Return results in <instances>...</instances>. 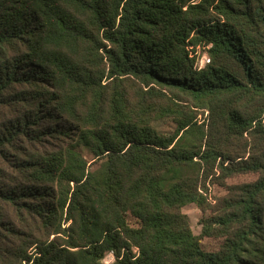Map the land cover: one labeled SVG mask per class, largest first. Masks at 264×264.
Here are the masks:
<instances>
[{
	"label": "trees",
	"instance_id": "obj_1",
	"mask_svg": "<svg viewBox=\"0 0 264 264\" xmlns=\"http://www.w3.org/2000/svg\"><path fill=\"white\" fill-rule=\"evenodd\" d=\"M0 264H264V0H0Z\"/></svg>",
	"mask_w": 264,
	"mask_h": 264
},
{
	"label": "rangeland",
	"instance_id": "obj_2",
	"mask_svg": "<svg viewBox=\"0 0 264 264\" xmlns=\"http://www.w3.org/2000/svg\"><path fill=\"white\" fill-rule=\"evenodd\" d=\"M197 65H199L200 59L204 56L207 55L205 53V50L198 49L197 50ZM199 59V60H198ZM200 119V116H199ZM85 158L90 159L91 155L87 153L86 151L84 152ZM91 162V161H90ZM255 179V175L252 174H242L238 175L236 177H233L231 179L227 180V183H240L243 181H251ZM210 184V183H209ZM224 192V188L222 186H219L217 184H210L209 186V193L210 195L208 196L209 200H212L211 197L213 195H221ZM182 212L186 214L189 220L190 227L193 231L194 234L200 235L201 233V219L206 216L195 203H188L182 207ZM207 214L209 212L207 211ZM222 243V239L219 237H207V236H201V245L203 249L208 250V251H216L219 249L220 245ZM113 260V256L111 253H107L104 256V263H110Z\"/></svg>",
	"mask_w": 264,
	"mask_h": 264
},
{
	"label": "built area",
	"instance_id": "obj_3",
	"mask_svg": "<svg viewBox=\"0 0 264 264\" xmlns=\"http://www.w3.org/2000/svg\"><path fill=\"white\" fill-rule=\"evenodd\" d=\"M207 60H208L207 55H204V56L200 59V61H199V65H200V66L203 65Z\"/></svg>",
	"mask_w": 264,
	"mask_h": 264
}]
</instances>
